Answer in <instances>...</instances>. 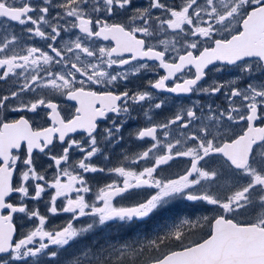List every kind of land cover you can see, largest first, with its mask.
Instances as JSON below:
<instances>
[{
  "label": "snow or ice",
  "instance_id": "1",
  "mask_svg": "<svg viewBox=\"0 0 264 264\" xmlns=\"http://www.w3.org/2000/svg\"><path fill=\"white\" fill-rule=\"evenodd\" d=\"M15 25L44 45L24 48ZM73 30L75 38L61 47L62 33ZM168 30L173 39L161 41L164 50L149 43L148 38ZM0 33V82L13 86L0 93V264H60L58 249L67 251L97 226L146 222L176 198L213 206L210 210L217 214L203 218L207 231L199 221L186 220L187 232L169 228L147 243L97 242L74 254L73 264H264V0H148L146 6L134 0H0ZM93 41L109 43L93 46ZM168 52L176 55L166 60ZM155 67L167 75L149 80V88L221 93L230 107L218 117L240 130L218 124L209 106V124L173 139L164 131L161 142L158 129H188L197 113L188 108L155 123L146 111L149 125L134 136L151 143L131 159V164L144 161V166L135 170L93 164L92 158L102 154L100 138L108 143L122 140L134 106L155 100L147 89L130 90L127 84L130 77ZM191 68V78L166 84ZM228 68L242 74L243 86L232 82L227 91L215 82L198 86L209 71ZM21 78L23 83L14 87ZM121 82L122 90H112L121 88ZM58 97L74 102L70 114L63 113ZM162 104L150 108L161 109ZM76 133L82 134L80 139L73 138ZM73 150L83 156L73 160ZM37 152L54 169L51 179L47 169L37 168ZM178 158H188L189 166L174 178L160 176ZM85 173L115 174L122 180L99 187L90 202L86 196L92 188ZM222 173L233 183L223 195L213 194L202 181L214 184ZM142 188L155 194L129 207L113 204L116 197ZM45 194L48 214L33 204ZM65 213L70 214L66 225L48 227L49 215ZM82 217H91V222L75 227ZM17 220L24 222L21 227H31L18 233ZM194 229L201 231L196 239Z\"/></svg>",
  "mask_w": 264,
  "mask_h": 264
},
{
  "label": "flooded vegetation",
  "instance_id": "2",
  "mask_svg": "<svg viewBox=\"0 0 264 264\" xmlns=\"http://www.w3.org/2000/svg\"><path fill=\"white\" fill-rule=\"evenodd\" d=\"M33 2H37V0H33ZM15 31L18 37H24L20 40V44L27 48L29 46H43L44 41L39 40L38 38L29 39L27 38V33H22L20 31L21 26L15 25ZM11 34V31L8 33ZM76 31L70 33H62L63 40L59 41L60 46L62 47L65 41L70 39H74L76 35ZM170 35V36H169ZM3 33H0V38H2ZM171 40L173 39V34L170 30L167 32H159L153 38H148L149 43L156 46L157 50H164V45L161 43L162 40ZM93 46L95 45H107L109 42L104 41H93L91 42ZM19 51V48L17 49ZM176 55L175 52H168L166 54V60H171ZM82 59H87L83 57ZM149 65H158L156 61H146ZM137 62H133L136 64ZM139 63H145V61H140ZM131 67L125 66V69ZM116 71H121V69H115ZM20 71V70H17ZM207 71V70H206ZM195 72L194 68L185 69L184 73H178L176 77L166 81L168 86H174L175 82H182L183 79L191 78ZM167 75V72L159 67H155L154 70L149 71H141L138 76L130 77L127 82L128 88L130 90H145L150 91L155 97L154 101H146L142 105H135L136 111L132 113L133 119L126 122V127L122 129L123 139L122 140H114L112 143H108L104 140L103 137L100 138L99 147L101 148V153L97 156H94L91 162L97 166L105 167V168H113L119 166H129L134 168L135 170H140L142 166H144L145 162L141 161L139 165L131 164V159L136 156L137 153L145 150L151 143L149 140L140 141L135 139V132L139 128H143L146 125H149L148 118L144 115V112H149L152 116V120L155 123H163L166 120L172 119L177 114H184L188 108H192L197 113V120L192 121L189 125L188 129H182L179 125H172L169 129L159 130L158 135L160 136L161 142L164 141L163 132L167 131L170 133L169 139H173L175 137L180 136L183 132H188L189 134H195L196 131L200 129L204 124H209V106L212 107V110L217 115L214 116V119L218 124L223 125L225 123L231 124V127L235 131L240 130V126L233 124L232 122H227L226 117L219 118V111H223L230 107L226 97L217 93L216 95H208L204 92H195L191 94H176L169 93L164 91H159L155 89H151L148 87L149 80L158 79L161 76ZM213 82L217 84L225 85V88L222 91H227L228 87L231 86L232 82H236L238 85L243 86L245 81L242 78V74L238 72L235 68H228L223 72H215L209 71L208 75L198 82V86L208 87L213 84ZM23 83V79L19 80V83L14 87H18L19 84ZM123 83L121 82V88L112 89L114 91H120L123 89ZM9 87H13L12 85H7L4 82H0V93L6 91ZM40 91V90H38ZM47 92V89L43 90ZM58 100L62 101L61 108L65 115L70 114L73 111L72 104L74 102L63 101V98L58 97ZM163 101L161 109H152L150 105L155 102ZM20 115V113H12V117H16ZM28 116H32L33 114L29 113ZM40 122V121H37ZM105 126V122H101V130ZM110 126V124L108 125ZM218 134V133H217ZM232 131H228L227 135H231ZM119 135V134H117ZM82 136L81 133L73 134V138L80 139ZM191 141H189V145ZM87 147V145H85ZM83 156V153H80L76 150H73L72 157L73 160H78ZM107 156L106 160L104 157ZM35 161L37 168L41 171L47 169L48 178L51 179L52 172L54 169H48L47 165L49 163L47 157H44L40 153H34ZM125 157H128V160H125ZM189 166L188 158H178L170 162L169 166H164L165 171L160 173L162 177L174 178V176L178 173H182ZM79 171V170H78ZM84 178L88 181L89 186L92 188V192L87 194L86 199H89L90 202L94 201L95 192L99 189V187H103L106 183H110L113 180L121 181L122 178L116 176L115 174H106V173H85ZM206 188L211 191L213 194L223 195L226 187H230L233 183V180L230 176H225L222 173L221 178L214 184H210L208 182H203ZM155 194L154 189L142 188V189H134L130 193H125L123 197H116L113 200V204L117 207H129L134 204L146 200L150 195ZM75 195V194H73ZM48 199L47 194H45L44 200L40 202H33L36 206L39 207V210L42 214L47 213L46 201ZM58 204L60 201L57 202ZM213 206L201 204V203H192L185 201L181 198H176L170 203L155 212L146 222H136L130 226H121L120 222H112L110 226H97V229L93 232L85 233L82 237L79 238V243L69 248L67 251L59 250L60 256L58 260L60 264H73V260L75 259L74 254L79 253L81 249H87L89 246L96 245L97 242H103L108 240L110 243L115 241H123L127 239L128 241L133 240H144L146 239H154L157 232L163 233L167 231L169 228L174 227H183V229L187 232L188 225L183 224V221H191L193 223L199 221L202 225H204L202 231H207V225L204 221V217L207 216L209 218L214 217L217 212L212 209ZM70 214H60L57 216H50L48 221L49 228H57L63 225H66L69 222ZM91 217H82L79 220L74 222V226L77 228L86 227L87 223L91 222ZM17 228L19 232L28 231L29 228H23L21 225L24 223L21 220H17ZM192 238L196 239L201 235V231L192 230ZM148 236V238H147ZM82 254V253H80ZM71 258V259H70ZM44 259H48L45 257Z\"/></svg>",
  "mask_w": 264,
  "mask_h": 264
},
{
  "label": "rangeland",
  "instance_id": "3",
  "mask_svg": "<svg viewBox=\"0 0 264 264\" xmlns=\"http://www.w3.org/2000/svg\"><path fill=\"white\" fill-rule=\"evenodd\" d=\"M147 2H148V0H134V3H135L137 6H146V5H147ZM169 36H170V35H169ZM226 188H228V187H226ZM147 238H148V236H147ZM148 240H149V239H146V241H144V240L142 239V241L145 242V243H147ZM123 241H128V240L125 239V240H123ZM123 241H115V242H113V243H116V244L119 246ZM128 242H131V241H128Z\"/></svg>",
  "mask_w": 264,
  "mask_h": 264
},
{
  "label": "water",
  "instance_id": "4",
  "mask_svg": "<svg viewBox=\"0 0 264 264\" xmlns=\"http://www.w3.org/2000/svg\"><path fill=\"white\" fill-rule=\"evenodd\" d=\"M211 67V66H210ZM165 92V91H164Z\"/></svg>",
  "mask_w": 264,
  "mask_h": 264
}]
</instances>
